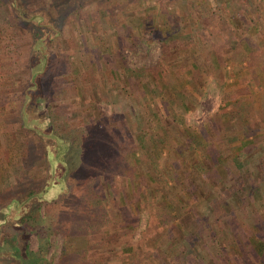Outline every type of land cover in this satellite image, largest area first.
Masks as SVG:
<instances>
[{
  "label": "rangeland",
  "instance_id": "1",
  "mask_svg": "<svg viewBox=\"0 0 264 264\" xmlns=\"http://www.w3.org/2000/svg\"><path fill=\"white\" fill-rule=\"evenodd\" d=\"M18 3L24 11L41 14L45 23L52 21L58 35L37 43L46 55L45 63L31 49L28 30H11L8 40L0 43V93L6 94L0 106V139L8 148V154L0 149V189L6 180L13 195L20 194L24 184L34 191L45 173L39 149L21 168L27 149H22L24 142L17 134L16 144L9 139L6 127L14 129V119L1 112L17 105L16 86L24 85L27 105L38 104L30 122L52 125L54 132L70 141L66 156L74 168L70 167L68 179L76 197L56 206L39 204L36 213L45 218L49 212L48 220L53 221L59 207L73 205L77 214L68 223L44 228L29 220L28 235L26 219L25 229L16 235L10 231L8 240L18 241L19 246L25 243L26 250L36 256L42 252L54 264L63 247L86 258L72 264H159V260L163 264H264V118L256 120L250 109L254 107L256 117L264 116V69L241 52L255 43L261 46L264 40V0ZM0 8V29L7 33L13 17L4 4ZM167 50L173 54L162 60ZM212 53L224 62L220 67L211 64ZM33 71L39 72L30 77ZM217 121L228 124L227 132L242 133L227 139L234 140L229 149L212 148L208 142L209 158L222 159L220 169L195 165L197 178L182 192L176 183L180 173L187 174L190 168H181L182 159L187 161L183 152L191 149L185 146L194 144L190 136L204 138ZM140 143L158 151L151 175L163 178L171 164L170 186L187 199L180 211L183 225L172 220L161 223L149 193L144 200L148 182L136 164ZM81 147L84 162L82 171H77ZM88 161L90 179L83 181ZM20 169L27 176L18 183ZM129 180L135 182L128 185ZM26 201L27 209L30 201ZM4 204L0 200V219ZM97 215L100 219L95 221ZM69 223L77 225L71 229L79 232L65 237L59 229ZM165 229L172 235L167 242L179 243L169 259L162 254L168 243L160 244ZM40 242L46 244L41 251ZM254 245L261 251L256 252ZM139 246L145 252L138 253ZM132 248L138 249L137 257L129 260ZM0 264L6 260L0 258Z\"/></svg>",
  "mask_w": 264,
  "mask_h": 264
},
{
  "label": "trees",
  "instance_id": "2",
  "mask_svg": "<svg viewBox=\"0 0 264 264\" xmlns=\"http://www.w3.org/2000/svg\"><path fill=\"white\" fill-rule=\"evenodd\" d=\"M187 2V1H185ZM0 4H4L6 9L10 11L11 16L13 17V20L8 21V31L2 32L0 29V43L3 41L8 40V34L11 33V30L20 28L23 32H29V37L31 40L30 46L31 49L36 50L38 53V56L40 57L41 61L43 63L46 62V55L44 51H42V48L37 45L38 42H40L43 39H46V41H50L51 37H56L58 35V28L55 24L51 23H45L43 21L42 15L34 12V11H24L21 7V5L18 3V0H0ZM1 9V8H0ZM145 10V9H144ZM143 10V14H144ZM1 11V10H0ZM14 23L15 26L12 24ZM28 26V29H27ZM51 36V37H50ZM259 44V43H258ZM257 43H255V46L250 47H241L242 54H247V56L252 57L251 62H254L256 65L262 66L264 69V40L261 41V46H258ZM236 53V50L233 54ZM173 54V51L167 50L164 51L161 55L162 60H166ZM237 54L240 55V52L237 51ZM211 57V64L213 67H220L221 63L224 62L219 61V57H215L214 53L210 55ZM215 58V59H214ZM228 61H231V57L228 58ZM27 69V68H26ZM30 71V68H28ZM40 71V70H39ZM36 71V72H39ZM36 72H31L30 77H34ZM27 80V79H26ZM261 82L264 84V71H263V78ZM15 88V86H13ZM16 89H18V101L17 105L8 106L7 108H1V112L4 113L6 116L14 119V125L11 127H15L14 129H8L6 127V132L9 136V139L13 141L15 144L17 143V139L15 137V134H17V137H20L23 142L24 146L23 148L27 149V156H22L23 154L19 155V158L21 157V160L19 162L21 168L23 169L24 164L30 156L36 154V149H39L40 152V161L42 160L43 167H44V175H43V181L39 185H37L36 189L33 190V188L27 187L25 184L21 187L20 190L22 192L18 195H13L10 193V191L7 189L6 180L3 185V187L0 189V200L5 203V211L3 213L2 219H0V227L2 228L3 233V243L0 245V258H3L6 260V264H54L50 262L49 260H45L41 253L36 256V253L33 251H30L29 249H25V243L21 246L17 245L16 243H13L8 240L9 232L11 231L14 235L18 233L19 230H24L23 224L26 225V219H27V235L32 232V229L30 227L31 224L28 225L29 220L31 223L34 222V224H39L41 227L38 228H44L48 227V225H54L57 226L59 222L61 221L62 224L64 222L68 223L72 219L74 220L75 215L77 214V210L75 208H72L73 205H68V207H59L58 212L59 216L56 217V220H48V217L50 214L46 213V217H40L36 213V209L39 208L41 204H52L57 205L58 203L62 202L63 200L70 198H74L75 195H73L72 192V181L71 179H68V174L70 173L69 170L73 168L72 165H70V159L66 156L67 151L70 148V141L63 137L60 133L54 132V127L49 124H39L38 123H32L30 122L29 116L32 112L37 108L38 104L32 105L31 103L27 105V94L25 92V86L24 85H17ZM6 100V94L0 93V106H3L5 104ZM232 101H237L235 98H232ZM229 104V103H228ZM29 106V108L27 107ZM251 109V107H250ZM30 113V114H29ZM237 119L240 118V114L236 115ZM47 118V116H46ZM239 121V120H238ZM7 126V125H6ZM10 127V126H9ZM27 136V138H26ZM159 138V135L158 137ZM158 141V140H157ZM156 142V145L154 148L156 149L158 147V143ZM164 142V141H163ZM194 142V146L190 149L188 152H183V154L187 155V161L185 162L184 159H182L184 165H181V168H185L184 170H187V167L190 166V168L186 173H180V182L176 183V185L181 186V191L185 192L184 190L188 187L189 183L194 181L197 178V174L195 173V169L198 168L196 166H199L200 159L208 157V161L206 164H203L205 167H207L208 170H210L212 167H214L216 170L220 169L222 159H216V158H209V150H205V148H202L199 143L196 144ZM0 149L8 154V148L1 142L0 139ZM21 149V150H22ZM153 148H150V145L147 143V145L144 143H140L139 146H137L138 156L136 158L137 166L144 172L145 171V180L148 182L147 188H145V193L143 194V197L149 193V201L152 203L154 202V211H157L156 215L159 216V221L164 224H168L169 221H177L180 225H183V219H182V212H180L184 205L185 201L187 199H183L182 196L179 194H176L177 192L176 186H170V183L172 182L171 178V164L169 163L170 168L164 169L165 176L163 178H158V176H153L150 174V170L155 162V155L158 154V151ZM185 149H188L185 147ZM23 151V150H22ZM205 156V157H204ZM76 162V161H75ZM84 159L82 157V147L80 151V155L78 154L77 162L75 163L76 170L82 171L81 165L83 164ZM88 161V165H89ZM186 163H189L188 166H186ZM202 164V163H201ZM196 165V166H195ZM71 167V169H70ZM92 164L89 165V168L87 167L86 178H83V181H89V172L91 170ZM126 169L130 170V167L125 165ZM180 168V166H179ZM74 169V168H73ZM19 172H21V175L16 178V181L19 183L23 180V177L27 176L22 173V170L20 169ZM32 174V173H29ZM60 174V177L57 176ZM128 176V172H126V176ZM71 177V176H70ZM72 178V177H71ZM82 180V177H80ZM79 178V179H80ZM38 179V178H37ZM56 180V181H55ZM144 181V180H143ZM135 182V181H134ZM133 180H129L128 185H131V183H134ZM17 183V184H18ZM92 185V184H91ZM133 185V184H132ZM170 187V188H169ZM169 188V190H168ZM147 189V191H146ZM168 190V192H167ZM174 191V194L172 193ZM171 191V192H170ZM76 197V196H75ZM205 197V196H203ZM143 198V199H144ZM147 198V197H146ZM144 199L147 201V199ZM30 201V204L27 205V209L24 208L25 201ZM76 200V199H75ZM26 201V203H27ZM69 201V199L67 200ZM74 202V201H70ZM114 202V201H112ZM40 204V205H39ZM127 207H125L126 212ZM124 212V215L128 217V214ZM62 216V217H61ZM95 218V221L100 219V217L93 216ZM152 217V216H151ZM126 217H120V219H125ZM84 219V218H83ZM81 222V221H80ZM155 219L151 218V225L155 224ZM23 223V224H22ZM30 226V227H29ZM39 226V225H37ZM63 227V225H61ZM77 226V225H76ZM76 226H73L69 223L68 227H63L59 229V232H62L61 234L66 236H70V234H73V232H79ZM15 227V228H14ZM74 229H71V228ZM58 230V228H57ZM61 230V231H60ZM193 230V229H192ZM170 230L165 229V236L162 240V243H166L170 238L171 234L169 232ZM22 234V239H26L24 233ZM197 234V230L194 232ZM183 236H181L182 238ZM180 238V237H179ZM168 248L165 250L162 254L163 259L168 258L170 254L174 250L178 248L179 243H174V245H171L169 242ZM46 244L44 242H40L38 245V248L41 251V248L44 247ZM89 249H91L90 246H87ZM261 247V246H260ZM165 249V247L163 248ZM24 252H23V251ZM137 250L132 248L130 250V257L129 260L137 257ZM254 250L257 252V250L261 251L257 245H254ZM144 251V249H141L139 246V252ZM168 251V253H167ZM145 252V251H144ZM107 253V252H106ZM88 254V251H87ZM146 254V253H145ZM152 256H155L152 254ZM74 258V259H73ZM169 259V258H168ZM73 260L76 263H79L80 261H85L86 258H84V255H76V252L72 250H67L64 247L61 248V253L58 257V262L55 264H72ZM158 260V259H156ZM159 264H163L162 260L158 261ZM132 261L129 262L131 264ZM137 263H143L141 260H138ZM81 264H85L82 262ZM144 264H147L146 262Z\"/></svg>",
  "mask_w": 264,
  "mask_h": 264
},
{
  "label": "crops",
  "instance_id": "3",
  "mask_svg": "<svg viewBox=\"0 0 264 264\" xmlns=\"http://www.w3.org/2000/svg\"><path fill=\"white\" fill-rule=\"evenodd\" d=\"M251 108L254 111V117L256 120H260V119L264 118V116L263 117H256L254 107L252 106ZM227 129H230V127L228 126L227 123L221 124V123H218V121H217V124H214L213 127L210 128V130H206L204 138H202V135H199V137L197 135H193V137L190 136V138L194 142H196V144L199 143L202 148H205V150H209L208 149L209 148L208 142L212 143L211 144L212 148L216 147L217 149H220L219 148L220 146L223 147L225 145L229 149L230 145H231V148L233 147L232 145L234 143V140H227V139L229 137H234L238 134H241L242 131L236 130V131L227 132ZM193 146H194L193 142L192 143L188 142L185 147H187V148L191 147L192 148ZM207 161H208V157L201 158L199 166L206 164Z\"/></svg>",
  "mask_w": 264,
  "mask_h": 264
}]
</instances>
